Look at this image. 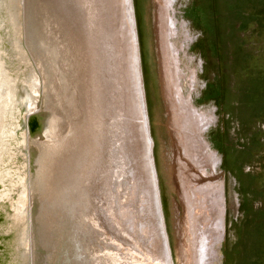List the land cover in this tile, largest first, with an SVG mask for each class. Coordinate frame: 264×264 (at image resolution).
I'll return each instance as SVG.
<instances>
[{
	"label": "rangeland",
	"instance_id": "1",
	"mask_svg": "<svg viewBox=\"0 0 264 264\" xmlns=\"http://www.w3.org/2000/svg\"><path fill=\"white\" fill-rule=\"evenodd\" d=\"M81 21L70 19L83 34ZM96 30L107 66L98 87L104 95L93 116L90 103L73 97L81 154L61 172L51 166L39 186L48 192L39 206L45 230L56 232L58 220L48 216L59 217L58 201L68 230L78 228L74 244L67 242L71 252L51 264H252L257 249L256 264H264V0H100ZM85 31V41L75 34L74 54L83 82ZM5 56L12 72H23L15 53ZM15 105L5 121L1 224L13 212L29 214L36 199L32 188L29 199L23 192L36 159L33 136L21 127L23 98ZM15 133L21 140L9 143ZM79 192L88 194L81 205ZM15 221L0 231V264H13L4 242L28 222L25 214L19 229ZM56 234L49 235L57 241L51 254L71 240L69 232Z\"/></svg>",
	"mask_w": 264,
	"mask_h": 264
},
{
	"label": "water",
	"instance_id": "2",
	"mask_svg": "<svg viewBox=\"0 0 264 264\" xmlns=\"http://www.w3.org/2000/svg\"><path fill=\"white\" fill-rule=\"evenodd\" d=\"M57 1L59 0H55V1L0 0V176H3L1 172L4 171V167H5L4 160L6 158H4V153L6 151L5 148L7 146L6 144L7 138L5 136V134L7 133L6 130L7 124L3 121L7 120L6 117L10 118L9 110H11V107L13 108V102L14 103L16 102L17 105L18 102H20L21 98H23V104L25 105V107H21L20 105L19 113H21L20 115L22 118L26 117L24 119L25 121L23 120V122L21 123L22 125L21 127L22 128L25 127L24 124H26V127L28 128L30 135L33 136V139L31 140L32 143L31 158L35 157L36 159L35 163L33 164L34 167H33V171L30 174L29 180L27 179L26 175L24 176L26 180L24 186L27 185L25 190L29 191L32 188L30 197L32 196L35 197L36 195V199L33 198V206L31 208L32 210L29 211L30 213L29 214L23 213V215L25 214V218H27L28 222L27 224H25L23 230H20L18 227L19 226L18 223L15 222V226H17L19 229L18 232L13 233L12 231L7 236L9 243H11L12 241L18 243L20 236H22L24 232L23 235L24 241H25V245L27 246V251L29 252V256L27 255L28 253H26V251H22L23 247L18 248V244H17L16 250L18 251L17 254H19V258H17L16 264H29L30 255L31 257H33V261H34L33 264H51V258L53 259L54 256L56 260L55 262L57 263L59 262L60 259L63 258V254H66V248L63 245L64 243L61 244L58 252H54L53 254H51L48 248L54 247L51 246L54 244L52 243L53 239H50L51 237L49 236H48L49 239H47V244L45 245V247L48 246L46 247V249H48L47 250L48 252L45 251L44 248H42L39 244L40 239L41 240L43 239L42 233H44V226H46V222H41L40 220V210H39L40 208L39 206L41 205L40 196L43 197L44 193L41 189H39V186L41 184V180H40L41 176H37L38 174H40V168H39L40 164L37 161L38 159L37 157H41L42 155H44L45 152H48V154L53 153L54 149H57L58 147V143L55 144V141H58V136L53 135L52 132L53 130L52 120L54 118L55 111L51 104L52 94L54 93V91L56 92V89L53 90L54 83L56 80L54 78V75L57 74L56 66L60 70V62H59L60 60H59L57 47L55 44L56 42H58V38L54 33L56 27V21L52 20L50 22L45 23L48 5L49 4L53 5L57 3ZM67 3H68L67 0H63V5H62L63 15L60 13L61 20L63 18V22H64L63 26L67 25V23L70 21V19L67 18L68 16L67 14H69L70 12V10L67 9ZM71 3L75 8H77V6L80 4V1L71 0ZM51 5L49 6V13L57 20V16H55L56 13L53 11V7ZM42 15H44L43 16L44 23L42 21ZM76 33H77L76 29L74 33L72 32L69 33V42L66 41L68 42V56H67V60L64 61L66 69L67 67L69 68L72 66L74 68V75L70 80L71 84L74 85L76 84L75 77L78 78V74L81 73L77 71L75 68L77 64L74 57V54L77 53L76 52L77 35H75ZM72 34H73V38H72ZM55 38H57V40ZM71 47L73 49L72 52L70 53ZM6 51L8 54L9 52L11 54L15 53V55H17L18 58L21 59L24 68L23 72H19V71L18 73L12 72L11 70L12 62L8 61V58L5 56ZM7 69L8 71L10 70V74H8ZM81 77L84 79V76ZM15 86L16 88L17 86L22 87L24 94L21 97H17V95H15V91H14ZM75 87H76L75 89L76 91L77 86L75 85ZM79 87L84 92H88L87 83L85 85L84 84L79 85ZM33 89H35V91L37 90L36 92H34V94L32 93ZM26 96L28 98L27 101H26ZM84 102H86L85 105H88L90 103V101H87V97L86 99H84ZM97 103L98 102H96V105ZM64 106L66 108L68 106L67 97H66V101L63 102L61 109H65ZM83 121H85L84 117H83ZM21 151L23 150L21 149ZM6 156H8L7 153ZM31 175H34L33 182L31 181ZM79 193L82 196L76 200L77 201L76 203H79L81 205V202H83L82 199L84 197L85 198L88 197L87 194L88 191L87 193L85 192H79ZM26 195L28 198V193ZM19 199L20 201L17 202L20 206L22 205L24 198H22V196H19ZM28 199L26 200L25 203H27ZM90 200L91 199H89L88 201ZM58 203L59 204L57 206L58 208L57 212H59V217L57 218L55 211L53 218L51 216L50 219L58 220L56 225L57 228L55 229V231L61 235H65L68 233L67 213L64 211L63 214V212L60 211V209L64 208L65 203H60L59 201ZM16 206L17 204L14 205V208ZM67 207L69 208L68 210H71L70 205L67 204ZM11 211L12 210H10V212ZM9 214H12V212ZM13 216L15 219V212H13ZM77 217L78 216L75 215V221ZM14 219L13 221H15ZM10 220L11 218L9 215L8 217L6 216L2 217V221H3L2 223H6V226L2 228L3 226L0 223L1 229H6L7 227H11V226L13 228V223H11ZM85 226L87 233L84 234L86 235V237L93 238L94 235H92L91 231L88 230V226L87 225ZM49 232L50 230H48L47 228L46 233ZM55 235L57 237V234H55L54 232V236ZM26 246L24 249H26ZM32 249L35 251V253ZM23 252H24V256L25 257L27 256L25 259L23 258V254H22ZM68 252H71V248L68 249ZM45 254H47V257H45ZM11 259H14V254L12 255Z\"/></svg>",
	"mask_w": 264,
	"mask_h": 264
},
{
	"label": "bare ground",
	"instance_id": "3",
	"mask_svg": "<svg viewBox=\"0 0 264 264\" xmlns=\"http://www.w3.org/2000/svg\"><path fill=\"white\" fill-rule=\"evenodd\" d=\"M52 1H55V0H52ZM75 1H77V0H75ZM79 1H80V4L77 6V8H75L74 6L71 8L70 7L71 0H67V2H68L67 3V9L70 10L69 14H67L68 15L67 18L70 17V15H72V17H70V19L72 21H74V17L76 18L77 15H80L81 19L84 20V21L80 22V27L83 29L81 31H84V32H83V34H81L82 32L78 31L77 34L83 35L82 37L84 38V41H85V36L87 35V34L85 35V33H86L85 30H87V33H88V42H87L88 44H85L86 46L84 44H83L84 46L81 45V52H80L81 56H82V60H83L82 67L84 66L83 73H85L86 79L84 80V82H83L82 79L76 81V77H75V81H76L75 85L77 86V90L76 91H75V89H76L75 85L71 84V82H70L71 78L74 75V71L72 69L73 66L69 67V68L67 67V69H66L65 64H64V61L67 60V56H68L69 33L70 32H72V33L75 32L74 26L72 27V22H70V21L67 23V25L63 26V23H64L63 22V18L61 20V14L63 12V10H62L63 0H59V1H57V3H55L53 5L49 4L47 12H46L45 23L46 22H50L52 20L56 21V28H57L56 36L60 37V38L63 37V39L61 38L62 41H61L60 44H59V40H58V42L55 43L56 47H57L58 55H59V60H60L59 61L60 62V70L56 66L57 74L54 75V78L56 80H55L54 87H53V90L56 89V92L54 91V93L52 94V97H51L52 98L51 104H52V107L54 108V111H55L54 112V118L52 120V123H53L52 132H53V135L59 134L58 135V141H55V144L58 143V147H57V149H54L53 153H50V154H48V152L44 153L45 154L44 156H46L47 160L44 161V159H42V161H41L42 164L39 165L40 174L37 175V176H41L40 177L41 184H42L43 180L46 181L45 180V174L47 176V171L48 170L50 171V167L51 166H55L61 172L62 170H64V168H68L69 167L68 165H69V163H71V161L74 162V157L75 156L81 154V152H80L81 151V147L78 145L79 144L80 135L77 137L78 134L75 133V130L78 128L76 126L77 125L76 123L78 122L77 121L78 118H77V116H72L71 115V111H72V108H73V105H74L73 104V99H74L73 97L75 96L77 98V100L79 101V103L83 104V105H85L84 99H86V97H87V101H90L89 113L91 114V116H93L94 112L91 110L92 104L94 102L93 106L96 105V102L99 99V97H97V96L98 95L102 96V94H103L102 92H104V89H102V90L99 89L98 90V87L100 85L99 83L101 81L100 79L102 77V73L104 74V72H106V67H107L106 63H105V52H104L103 46L100 45L102 38H99L98 32L96 30V26L98 25L99 14H100V0H79ZM50 5L53 7V11L56 13V15H55V13H54V15L57 16V20L49 13V6ZM59 10H60V12H59ZM43 16L44 15H42V21L44 19ZM84 22H86L85 23L86 24V28L83 25ZM43 23H44V21H43ZM41 24H42V22H41ZM89 24H90V26H89ZM62 26H63V28H62ZM64 27L67 28L66 31H64ZM61 29H62V31H61ZM66 32H68V34ZM72 38H73V34H72ZM83 38H82V41H83ZM55 39L57 40V38H55ZM66 41H68V42H66ZM82 41H81V43H82ZM72 49L73 48L71 47L70 48V53L72 52ZM75 59H77V55H76ZM66 64H67V62H66ZM106 75L108 77V73ZM86 83L88 85L87 94L79 87V85H83V84L85 85ZM15 89H20L19 93L18 92L16 93L17 97H21L24 94L23 89H22L21 86H17V88L15 86ZM105 89L108 91L107 83L105 84ZM66 97H67V105L68 106H67V108L64 106L65 109H61V106H62L63 102L66 101ZM27 100H28V98L26 96V101ZM102 100H105V99L102 98L100 101L102 102ZM83 105L81 106V111H82V109H85L83 107ZM73 110H76V109L73 108ZM73 115H76V113L73 112ZM77 115H79V114H77ZM85 115L86 114H83V116H85ZM72 117H74V118H72ZM194 119H196V118L193 117V121H194ZM5 121L6 120H4L3 122H5ZM8 123H9V121H8ZM195 123H196V121H194V124ZM71 124L74 125V127L71 130L73 132H71L70 130H67V133L64 136H62V135L60 136V133H61L62 129L65 128V127L69 128L71 126ZM194 124L189 123V125H188L189 128L191 129L194 126ZM9 129H10V126L6 128V130H7V133L5 134L6 137L8 136ZM14 135L15 136H13L12 138L10 137L9 143H14L15 144V143H18L21 140L17 133H15ZM134 135H135V133H134ZM73 136H75L74 140H73ZM76 137H77V139H76ZM134 137H136V136H134ZM104 143H105V147H106L107 143L106 142H104ZM72 147L75 148L74 151L72 150ZM19 148H21V147H18L16 149L21 150ZM18 150H17V154L16 155H18ZM57 153H59V154H57ZM20 158L21 157L17 156V159H20ZM60 176L61 175H59V177ZM62 177H63V175H62ZM35 179H36V177H35ZM49 179H50V174L48 173L47 181H49ZM33 180H34V175H32V182H33ZM25 182H26V180H24V183ZM65 182L62 180V184L63 185H64ZM60 183H61V178H60ZM25 187L26 186H24V194H26ZM112 192H114V191H112ZM119 192H121V190ZM47 194H48V192L44 193L43 196L47 198ZM23 212H24V210H23ZM23 212L21 213L22 215H23ZM21 214L19 215V214L15 213V219H14V216H13L14 220L18 219V222L15 221L18 224L22 220V215ZM40 217H41V215H40ZM50 218H51V215L48 216L49 221L51 220ZM10 221L12 223V217H11ZM1 225L4 228V225L6 226V223H2ZM45 228H46V226L44 227V233H42V238L44 240L40 239V243H39L41 247H42V245L45 247V245L47 244V239H49V237L44 238L45 234H48V236L50 234H51V236H54V232L51 230L50 227L47 226L48 230H50V232H49L50 234L46 233L47 229L45 230ZM77 229L74 228V227H71L70 230H68L69 234L71 235V237H70L71 240L68 241L66 239V237L63 240V243H64L63 245L66 248V252H68V248H67L68 247V243L67 242H72L74 244V239H72V238L75 235L78 236L77 235L78 234ZM0 230H2V229L0 228ZM55 234H56V232H55ZM23 235H24V232H23ZM23 235L20 236V239H19L18 243L13 242V241L11 243H9L7 241L4 242V247H5L6 251H9L10 255L14 254V259H11L13 261V264H16V260H17V258H19V254H17L18 251L14 248V247L17 248V244H18V248L19 247H23L22 251H26V253L29 254V252L27 251V246L25 245V241H24V236ZM50 239H52V238H50ZM52 243L54 245H51V246H54V247L49 248L50 252L55 251L56 246H57V241L54 238H53V242ZM85 244H87V243L85 242ZM25 246H26V249H24ZM213 246H214V244H213ZM46 247H48V246H46ZM22 254H23V258L25 259L26 257L24 256V252ZM68 264H71V262H69Z\"/></svg>",
	"mask_w": 264,
	"mask_h": 264
},
{
	"label": "trees",
	"instance_id": "4",
	"mask_svg": "<svg viewBox=\"0 0 264 264\" xmlns=\"http://www.w3.org/2000/svg\"><path fill=\"white\" fill-rule=\"evenodd\" d=\"M257 254H258V249L255 250V252H253V254H252V258H251V260L254 261V263H252V264H256V262H257V257H258Z\"/></svg>",
	"mask_w": 264,
	"mask_h": 264
}]
</instances>
